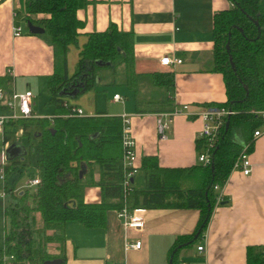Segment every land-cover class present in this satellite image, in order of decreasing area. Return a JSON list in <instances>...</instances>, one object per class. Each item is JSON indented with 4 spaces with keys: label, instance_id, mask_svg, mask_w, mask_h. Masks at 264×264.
Returning <instances> with one entry per match:
<instances>
[{
    "label": "trees",
    "instance_id": "16d2710c",
    "mask_svg": "<svg viewBox=\"0 0 264 264\" xmlns=\"http://www.w3.org/2000/svg\"><path fill=\"white\" fill-rule=\"evenodd\" d=\"M23 1L25 23L30 21L42 28L54 51L53 73L46 77V93L55 116L51 121L25 119L5 123L4 144L9 142V135L17 127L24 135L29 127L34 126L41 136L36 138L40 160L36 176L32 178H38L39 184L27 198L22 197L26 204L8 207L3 212L7 225L4 248L0 249V264H42L47 260H61L64 264L63 232L66 224L78 222L90 229L103 228L107 212L122 207L120 183L123 177L121 116L96 113L64 118L72 107L65 106V103H74L80 95L101 87L104 74L109 73L110 81L106 80L103 87L123 83L134 92L138 113H156L152 107L163 108L164 112H171L173 108L167 102L141 100L137 96L136 85L141 76L135 74L133 68L132 32L110 24L103 32L85 35L87 40L80 47L78 40L83 35V23L78 18V11L86 6V0ZM230 1L231 8L213 16L214 50L210 71L222 75L226 100L207 106L223 107L232 113L228 116L229 128L225 130L224 124L212 151L214 170L211 166L198 164L190 168L163 169L155 156H146L140 168L145 175V186L143 190L134 191L129 201L130 208L141 204L146 208L161 206L199 212L194 232L176 240L169 256L172 264L179 262L181 249L178 250V246L185 244V248H190L204 235L215 207L213 187L225 182L242 147L233 140V132L242 127L245 143L252 142L253 131L264 122L261 116L264 112V0ZM72 50L78 52V60L74 73L70 75L67 56ZM117 76H120L118 81ZM149 80L154 87L170 90L174 75L171 72L152 74ZM11 82L7 76L0 78V89L8 90ZM72 86L79 89L74 99L60 95L63 90L71 92L68 88ZM202 144V140L196 141L197 152ZM19 162L16 159L9 165L16 166ZM95 167L101 170L100 179L97 183H90L86 177H90ZM169 177L175 180L174 184L168 183ZM89 185L101 190L100 203L84 202L83 194ZM3 189L6 193L14 191L5 186ZM36 216L39 217V228L36 227ZM203 224L201 233L194 239ZM47 232H53V235L46 236ZM52 242L60 244L56 257L44 252L46 245ZM246 264H264V248L248 246Z\"/></svg>",
    "mask_w": 264,
    "mask_h": 264
},
{
    "label": "crops",
    "instance_id": "0c3cea01",
    "mask_svg": "<svg viewBox=\"0 0 264 264\" xmlns=\"http://www.w3.org/2000/svg\"><path fill=\"white\" fill-rule=\"evenodd\" d=\"M86 1V6L78 11V18L83 23L79 46L86 42L85 35L103 32L110 24L132 32L133 68L135 74L141 76L136 85L139 99L167 102L173 110L188 105L192 114L199 113L207 104L226 100L222 75L210 70L214 50L213 16L231 8L230 0ZM23 8V0H0V78L9 77L12 81L9 87L18 94L32 91L37 85H44L46 89V77L53 73L54 65V51L46 36L23 32L18 37L13 35L16 27L23 31ZM164 56L179 59L181 63L161 65L160 59ZM77 60L78 52L70 51L67 68L73 69ZM166 72L174 75L170 90L150 83V75ZM148 87L159 91L152 92L156 97L145 95ZM126 89L132 102L121 113L99 111V93L95 89L80 95L74 103L85 116L106 113L129 117L136 167L141 172L133 177V192L143 190L145 186V175L140 168L146 156H155L163 169L196 166V141L201 120L176 116L167 138L159 140L158 114L164 112L163 108L152 107L156 113H138L134 92ZM232 136L237 144L245 143L241 129L235 130ZM250 161L251 174L244 176L239 171H231L221 185L225 201L213 208L203 237L190 247L195 250L187 256L189 264H246L248 246L264 248V135L254 142ZM100 175V168L95 167L86 179L97 183ZM168 183L174 184L175 180L169 177ZM213 191L216 196L217 191ZM83 200L100 203L101 190L89 185ZM135 208L143 218V227L139 231L125 230L115 210L107 212L103 228L90 229L78 222L67 223L63 232L64 264H169L176 240L191 235L199 220V212L193 209L146 208L141 204ZM136 240L141 241L140 250H124L126 243ZM202 245L205 251L199 254L197 247ZM182 254L186 255L184 249L180 250L178 260Z\"/></svg>",
    "mask_w": 264,
    "mask_h": 264
},
{
    "label": "built area",
    "instance_id": "2783aa9c",
    "mask_svg": "<svg viewBox=\"0 0 264 264\" xmlns=\"http://www.w3.org/2000/svg\"><path fill=\"white\" fill-rule=\"evenodd\" d=\"M22 34L20 27H16L13 30V35L18 37ZM181 60L176 58H170L169 56H164L160 59V64L164 66H173L180 64ZM11 87L8 90L0 89V135L1 142L3 144L2 154L4 156L5 150L8 148V143L4 144L3 140L5 138L4 126L6 122L15 120H25L32 119V98L33 95L30 90H26L24 93L18 94ZM114 102L122 101L119 95L113 96ZM65 106H72L70 112L64 115V118H80L84 117L82 109L73 106L71 102H66ZM3 111L5 113H3ZM232 115V113L223 107L211 105L204 106L203 110L199 113H191L190 106L183 105L180 108L174 109L171 112H162L158 114V136L159 140H165L171 130L172 120L176 116H184L186 118H198L202 122L200 132L198 134L197 140H202L203 144L200 151L197 152V164L202 167L212 166V151H214L221 133V129L227 121V117ZM264 117V112L261 113ZM22 134V130H20ZM264 135V122L257 127L252 134V142H246L242 145L234 163L231 171H239L244 176L251 174L252 164L250 161V148L254 145V142ZM121 148H122V158L121 165L123 170V177L120 183L121 185V209L116 211L117 218L121 221L122 227L125 230L139 231L143 227V218L137 213L136 208H130L129 201L133 193L131 188V178L137 173L138 169L136 167V152L135 143L131 136L130 119L127 116H121ZM8 162L3 159V166L0 170V181H5L4 169ZM39 184L38 178H34L28 181L29 187H36ZM222 185V184H221ZM216 184L213 189L217 191L215 196V207L220 206L224 203L225 198L222 192L223 186ZM4 188V187H3ZM6 195L3 189L1 196L4 198ZM141 241L136 240L134 242H128L125 244V251L128 250H140ZM204 246L197 247V252L199 254L204 253ZM183 264V263H182Z\"/></svg>",
    "mask_w": 264,
    "mask_h": 264
},
{
    "label": "rangeland",
    "instance_id": "374dc122",
    "mask_svg": "<svg viewBox=\"0 0 264 264\" xmlns=\"http://www.w3.org/2000/svg\"><path fill=\"white\" fill-rule=\"evenodd\" d=\"M22 29H23V34H27L26 30V24L25 22L21 23ZM47 38V37H46ZM69 74L74 73L75 66L72 69L71 67L69 68ZM109 73L104 74V84L109 80ZM118 81L120 79V76H117L116 78ZM103 84V85H104ZM114 84V85H109L106 87H101L98 86V110L103 111V112H109V113H121L124 111L126 105L130 104L132 101L130 97L127 95V87L123 88L124 86H120V84ZM155 89H152L151 87H148V89L145 90V95L146 96H155L153 95L152 92H159V91H153ZM24 93V92H23ZM33 98H32V103H33V116L36 117V119H46L50 120V118L53 117L54 115V107L49 105V98L46 93V89L44 85H37L35 88L32 89L31 91ZM116 93L122 98V101L120 103H113V94ZM125 93V94H124ZM156 94V93H155ZM18 95V94H17ZM73 101V100H72ZM71 102V101H70ZM75 104V103H73ZM76 105V104H75ZM77 107L80 108V106L76 105ZM5 113V112H4ZM117 115V114H114ZM85 116V115H84ZM242 132L244 133L242 127L240 128ZM20 127H17L12 131V133L9 135L10 139L8 142V147L13 144H19L24 148L26 151V156L24 157L23 161L19 160L20 162L15 165H9V163L6 164V168L8 167L9 169H4V175L6 177V180L4 182L0 181V249L4 248V232H5V220H4V215L3 212L6 208L15 206L17 204L19 205H24L26 204L25 202L22 201V197H26L29 195V193L32 192L33 187H29L28 181H30L33 177L36 176L37 172V165L40 160V154L37 151V139L34 138L35 134L38 133L39 131L37 130L36 127L31 126L27 130V134H20ZM2 148L3 144L1 142V135H0V170L2 169L3 166V159L4 156L2 154ZM8 170V171H7ZM9 173V174H8ZM140 174L141 172L137 171L136 174ZM8 188L11 190V188L14 189L13 192L6 193L5 197L2 198L1 193L3 191V187ZM132 190H134V185H131ZM27 191V192H25ZM22 192V195H19V193ZM27 202L29 201L26 200ZM39 217L36 216L37 220V225L36 227L39 228ZM6 226V230H7ZM46 236H52L50 232L45 233ZM47 240V239H46ZM46 250L44 249V252L46 253L47 256L50 257H56L59 255L58 251L60 250V244L55 242V243H50L46 245ZM194 249L192 248H184V252L186 255H181L179 262L177 264H189L187 256L190 255L192 252H194Z\"/></svg>",
    "mask_w": 264,
    "mask_h": 264
},
{
    "label": "water",
    "instance_id": "95a60500",
    "mask_svg": "<svg viewBox=\"0 0 264 264\" xmlns=\"http://www.w3.org/2000/svg\"><path fill=\"white\" fill-rule=\"evenodd\" d=\"M256 27H257V29L259 31L260 28H259L258 24H256ZM26 30H27V33L30 34V35H42V34H44V30L42 28H39V27H36V26L32 25V23L30 21L26 22ZM228 50H229V44L227 43L226 51L228 52ZM229 60L231 62V59H229ZM231 67L233 68V63L232 62H231ZM69 90H72V91L69 92V93H65V91L63 90L60 95L63 96V97L74 99L79 93L78 86L76 88H75V86H72V87L68 88V91ZM228 128H229V117H228V119H227V121L225 123V130H227ZM51 132L54 133V130H51ZM34 136H35L34 138H39L41 136V133L35 134ZM26 154L27 153L24 150V148L22 146H20L19 144L10 145L4 152L5 160L8 163L12 162V161H14L16 159L23 161V159L26 156ZM211 170L212 171L214 170V166L213 165L211 166ZM80 177H82V173L81 172H80ZM130 181H131V183H133V179L132 178H131ZM204 224H205V222H204ZM204 224L197 231V233L194 236V239H197V237L201 233V230H202ZM185 247H186V245L184 244V245L178 246L177 249L179 250V249H183ZM42 264H62V261L61 260H47V261L43 262ZM169 264H172V260L171 259L169 261Z\"/></svg>",
    "mask_w": 264,
    "mask_h": 264
}]
</instances>
